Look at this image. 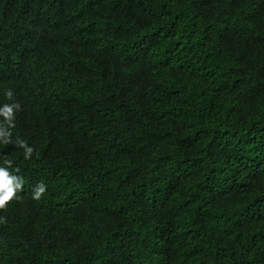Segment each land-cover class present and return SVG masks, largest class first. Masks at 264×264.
Returning <instances> with one entry per match:
<instances>
[{"label": "trees", "instance_id": "obj_1", "mask_svg": "<svg viewBox=\"0 0 264 264\" xmlns=\"http://www.w3.org/2000/svg\"><path fill=\"white\" fill-rule=\"evenodd\" d=\"M4 104L0 264H264V0H0Z\"/></svg>", "mask_w": 264, "mask_h": 264}, {"label": "clouds", "instance_id": "obj_2", "mask_svg": "<svg viewBox=\"0 0 264 264\" xmlns=\"http://www.w3.org/2000/svg\"><path fill=\"white\" fill-rule=\"evenodd\" d=\"M13 95L11 90L6 91V96L11 98ZM18 104H4L0 106V116L4 117L5 122L11 126V121L13 117V109L18 108ZM9 132L4 131V127L0 125V135L7 137ZM21 147L24 148V155L27 158L32 152V147L28 146L24 141H19ZM8 167L0 166V208H4L8 201L16 196V193L22 187V180L19 176L10 174L8 168L11 167V161L4 162ZM45 191V185L39 183L34 192L33 199H39L41 194Z\"/></svg>", "mask_w": 264, "mask_h": 264}]
</instances>
